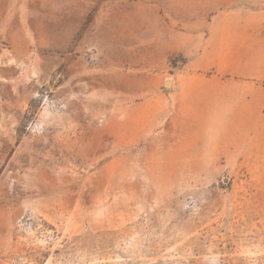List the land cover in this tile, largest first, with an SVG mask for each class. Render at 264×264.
Returning a JSON list of instances; mask_svg holds the SVG:
<instances>
[{
    "label": "rangeland",
    "instance_id": "374dc122",
    "mask_svg": "<svg viewBox=\"0 0 264 264\" xmlns=\"http://www.w3.org/2000/svg\"><path fill=\"white\" fill-rule=\"evenodd\" d=\"M216 1L0 0V264H264V143L159 89Z\"/></svg>",
    "mask_w": 264,
    "mask_h": 264
},
{
    "label": "crops",
    "instance_id": "0c3cea01",
    "mask_svg": "<svg viewBox=\"0 0 264 264\" xmlns=\"http://www.w3.org/2000/svg\"><path fill=\"white\" fill-rule=\"evenodd\" d=\"M202 14L206 24L171 31L186 61L159 89L175 112L196 109L215 131L264 143V0H218Z\"/></svg>",
    "mask_w": 264,
    "mask_h": 264
},
{
    "label": "water",
    "instance_id": "95a60500",
    "mask_svg": "<svg viewBox=\"0 0 264 264\" xmlns=\"http://www.w3.org/2000/svg\"><path fill=\"white\" fill-rule=\"evenodd\" d=\"M166 85L168 86L169 85V82H166Z\"/></svg>",
    "mask_w": 264,
    "mask_h": 264
}]
</instances>
